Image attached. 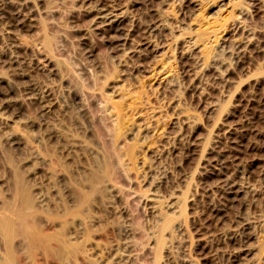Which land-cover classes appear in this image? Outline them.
<instances>
[{
    "label": "rangeland",
    "instance_id": "rangeland-1",
    "mask_svg": "<svg viewBox=\"0 0 264 264\" xmlns=\"http://www.w3.org/2000/svg\"><path fill=\"white\" fill-rule=\"evenodd\" d=\"M0 264H264V0H0Z\"/></svg>",
    "mask_w": 264,
    "mask_h": 264
},
{
    "label": "bare ground",
    "instance_id": "bare-ground-1",
    "mask_svg": "<svg viewBox=\"0 0 264 264\" xmlns=\"http://www.w3.org/2000/svg\"><path fill=\"white\" fill-rule=\"evenodd\" d=\"M244 227V226H243ZM246 228V227H245ZM250 251V250H249ZM247 253H248V251H247ZM240 258V257H239Z\"/></svg>",
    "mask_w": 264,
    "mask_h": 264
}]
</instances>
